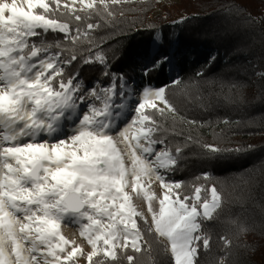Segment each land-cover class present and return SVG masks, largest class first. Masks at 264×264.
I'll list each match as a JSON object with an SVG mask.
<instances>
[{"label":"snow or ice","instance_id":"1","mask_svg":"<svg viewBox=\"0 0 264 264\" xmlns=\"http://www.w3.org/2000/svg\"><path fill=\"white\" fill-rule=\"evenodd\" d=\"M127 2L134 0H89L86 6L80 0L81 12L60 0H0V264H137L138 255L151 254L145 234L160 238L171 264H199V249L210 247L201 222L213 218L221 196L214 185L203 187V195L197 186L191 197L181 196V182L167 175L177 171L183 146L173 154L157 135L165 132L158 117L176 109L166 86L150 81L167 70L170 57L158 54L143 64L149 83L139 89L131 120L120 127L123 100L135 91H126L123 76L105 71V85H82L78 74L66 78L64 66L77 55L42 38L58 31L75 45L83 32L95 43L91 32L115 24L116 6ZM36 9L42 12L34 14ZM163 39L162 33L154 37L158 46ZM53 48L58 51L49 54ZM79 59L107 68L99 51ZM202 148L209 156L225 151ZM153 181L162 197L149 187ZM134 197L147 202L146 212L138 211ZM62 223L78 225L81 244L60 233Z\"/></svg>","mask_w":264,"mask_h":264},{"label":"trees","instance_id":"2","mask_svg":"<svg viewBox=\"0 0 264 264\" xmlns=\"http://www.w3.org/2000/svg\"><path fill=\"white\" fill-rule=\"evenodd\" d=\"M115 10V24L91 32L95 43L83 32L75 45L58 31L42 38L77 55L73 65H65L64 76L78 74L82 85L108 84L103 73L111 71L142 88L149 83L141 74L144 61L158 54L174 56L181 84L172 85L168 68L150 81L154 87L166 86L176 109L158 117L165 132L157 135H163L173 154L176 145L183 146L177 171L168 179L181 182L176 190L181 196L191 197L197 186L203 195V187L213 185L221 196L213 218L201 222L210 247L199 249V264H264V0H134ZM157 33L164 39L154 52ZM32 41L38 44L40 38ZM97 51L107 68L79 59ZM205 144L225 151L206 155ZM205 173L209 180L196 179ZM145 238L152 244L151 254L138 255L137 264H171L160 238Z\"/></svg>","mask_w":264,"mask_h":264},{"label":"rangeland","instance_id":"3","mask_svg":"<svg viewBox=\"0 0 264 264\" xmlns=\"http://www.w3.org/2000/svg\"><path fill=\"white\" fill-rule=\"evenodd\" d=\"M158 1H161L162 3L167 4V3L177 2L178 0H158ZM9 2H10V0H9ZM87 2H89V0H85V6H86ZM109 2H110V0H109ZM18 3H20V0H18ZM60 3H61V5L68 4L70 7H73L75 9L84 10V6H82L80 4V0H75L74 4H73V0H60ZM97 3H98V0H97ZM25 9H27L26 5H25ZM36 13H37V11L34 10V14H36ZM157 50H158V45L156 44V42L154 40L153 51L155 52ZM169 57H170V64L168 65L169 75L175 80V79H177V76H178L176 59L174 58L173 55L169 56ZM147 61L145 60L144 63ZM129 85H130V88L126 89V91H132V90H135V91H133V94L131 95V97L123 100L126 107L124 109L120 110L122 113V117L120 120V127L124 126V122L126 120L127 121L131 120V117L133 115L132 109L136 106V101L138 99L139 89L141 88L139 85L137 86L136 84H133V83H129ZM114 99L116 100L117 103L121 102V98L119 96H118V99H117V97H115ZM156 103L160 104L159 101H156ZM160 106L163 107L162 104ZM81 107H83V106H81ZM78 111H79V109H78ZM165 111H168V110L165 109ZM156 147L158 150L162 148V146H160V147L156 146ZM161 171L163 172L164 170L162 169ZM167 179H168V175H167ZM168 181L171 182L174 180L168 179ZM149 187H151V189H153L158 196L162 197L164 190L158 185L157 182H155V181L151 182ZM134 203L139 204L138 211H145V212L147 211V202L137 201L134 197ZM156 205L158 207V202H156ZM60 233L62 235H64L66 238H74L77 244H81V241L83 239L79 235L78 225H75V224H67L66 225V224L62 223L61 228H60ZM85 250H90V246H87ZM78 259H80V258L78 257Z\"/></svg>","mask_w":264,"mask_h":264}]
</instances>
